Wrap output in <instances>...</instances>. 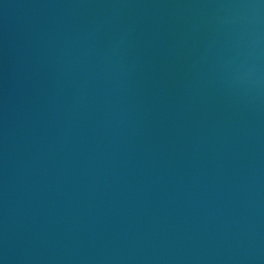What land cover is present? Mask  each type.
<instances>
[{
    "label": "water",
    "instance_id": "95a60500",
    "mask_svg": "<svg viewBox=\"0 0 264 264\" xmlns=\"http://www.w3.org/2000/svg\"><path fill=\"white\" fill-rule=\"evenodd\" d=\"M0 264H264V0H0Z\"/></svg>",
    "mask_w": 264,
    "mask_h": 264
}]
</instances>
